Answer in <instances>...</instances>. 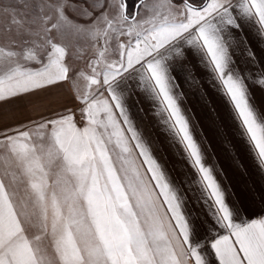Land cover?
Returning a JSON list of instances; mask_svg holds the SVG:
<instances>
[{
	"label": "snow or ice",
	"instance_id": "snow-or-ice-1",
	"mask_svg": "<svg viewBox=\"0 0 264 264\" xmlns=\"http://www.w3.org/2000/svg\"><path fill=\"white\" fill-rule=\"evenodd\" d=\"M0 21V114L38 109L0 120V264H264V184L226 198L179 89L198 83L191 57L264 177V114L246 84L264 65L248 43L264 51V0H0ZM138 95L192 169L178 182L133 120Z\"/></svg>",
	"mask_w": 264,
	"mask_h": 264
},
{
	"label": "crops",
	"instance_id": "crops-1",
	"mask_svg": "<svg viewBox=\"0 0 264 264\" xmlns=\"http://www.w3.org/2000/svg\"><path fill=\"white\" fill-rule=\"evenodd\" d=\"M203 2L206 3L207 0ZM248 43L252 44L253 50L256 51L257 59L264 61V51H261L255 41L249 39ZM245 58L243 45L235 47L234 59L241 69L245 66ZM189 63L193 77L198 83L191 84L179 80L182 107L192 121L196 138L205 147L207 163L217 169V178L225 189L226 198L229 201L239 200L240 194L245 192L249 185L264 184V177L256 170L254 154L249 151L247 137L239 135L242 130L239 121L234 119L233 106L222 92L206 82L205 72L197 65L195 59L190 57ZM262 67L264 65L257 64L256 72L246 80L249 101L260 114H264V86L256 81L262 78ZM130 109L133 120L145 138L153 144L154 155L164 165L169 176L178 182L184 178L185 170L191 173L192 169L167 142V134L158 125V118L149 103L138 95L130 102ZM189 199L188 212L200 219H210L209 210L202 203ZM255 211L257 215H264L260 207Z\"/></svg>",
	"mask_w": 264,
	"mask_h": 264
},
{
	"label": "rangeland",
	"instance_id": "rangeland-1",
	"mask_svg": "<svg viewBox=\"0 0 264 264\" xmlns=\"http://www.w3.org/2000/svg\"><path fill=\"white\" fill-rule=\"evenodd\" d=\"M204 0H202L203 2ZM10 0H3V4H8ZM2 23V21H0ZM0 35H2V32H0ZM6 43V41H3ZM73 63L77 67H82L83 65L81 64L80 61L74 60ZM35 66V65H33ZM69 96L67 88H63L58 90L54 95L47 96L44 103H52L55 104L57 100L64 99L66 100ZM38 109L33 108L32 106H28L27 108H18L16 106H6L5 109L3 110L2 114H0V120H2L5 123H15L16 120L18 119H25L27 116L31 115L35 117L37 115ZM79 119V117H78ZM81 126L83 125V121L80 122ZM2 149H0V155H2ZM3 167L2 164H0V174H2ZM6 183H8L7 178ZM10 191L12 190L11 188L9 189ZM17 191L22 195L23 193V187L20 186Z\"/></svg>",
	"mask_w": 264,
	"mask_h": 264
}]
</instances>
